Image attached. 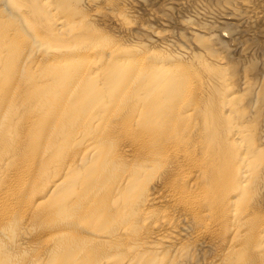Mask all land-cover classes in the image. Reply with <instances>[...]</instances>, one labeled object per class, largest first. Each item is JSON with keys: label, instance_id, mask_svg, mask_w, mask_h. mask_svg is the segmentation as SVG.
Returning <instances> with one entry per match:
<instances>
[{"label": "bare ground", "instance_id": "obj_1", "mask_svg": "<svg viewBox=\"0 0 264 264\" xmlns=\"http://www.w3.org/2000/svg\"><path fill=\"white\" fill-rule=\"evenodd\" d=\"M0 264H264V0H0Z\"/></svg>", "mask_w": 264, "mask_h": 264}]
</instances>
